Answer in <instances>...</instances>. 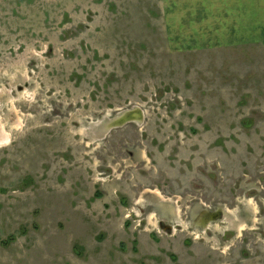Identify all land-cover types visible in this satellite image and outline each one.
<instances>
[{
  "label": "rangeland",
  "instance_id": "374dc122",
  "mask_svg": "<svg viewBox=\"0 0 264 264\" xmlns=\"http://www.w3.org/2000/svg\"><path fill=\"white\" fill-rule=\"evenodd\" d=\"M0 264H264V0H0Z\"/></svg>",
  "mask_w": 264,
  "mask_h": 264
},
{
  "label": "bare ground",
  "instance_id": "6f19581e",
  "mask_svg": "<svg viewBox=\"0 0 264 264\" xmlns=\"http://www.w3.org/2000/svg\"><path fill=\"white\" fill-rule=\"evenodd\" d=\"M9 140V137L8 136H0V144L1 143H4V142H7Z\"/></svg>",
  "mask_w": 264,
  "mask_h": 264
}]
</instances>
